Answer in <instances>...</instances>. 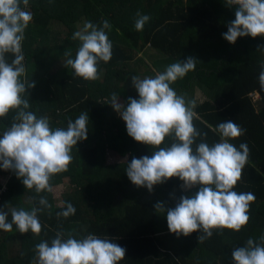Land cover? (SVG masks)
I'll use <instances>...</instances> for the list:
<instances>
[{"label": "trees", "instance_id": "16d2710c", "mask_svg": "<svg viewBox=\"0 0 264 264\" xmlns=\"http://www.w3.org/2000/svg\"><path fill=\"white\" fill-rule=\"evenodd\" d=\"M237 8L227 6L225 0H29L26 10L32 20L22 42L26 74L21 77L35 84L25 94L28 111L37 118L46 116L53 129L66 128L69 120L87 112L88 132L86 140L73 146L67 171L50 180L51 191L27 189L13 171L0 168V210L9 213L8 222L13 207H37L42 225L39 235L21 234L15 225L10 232L0 230V264H35V246L45 240L50 244L57 231L72 232L77 239L94 234L113 240L126 250L119 264H233V249L246 246L249 238L259 242L264 235V86L259 81L264 36L238 37L234 44L223 39ZM137 12L151 17L142 31L134 27ZM104 20L112 25L105 30L112 42V58L99 63L98 80L77 77L71 67H65L62 75L49 68L59 52L60 65L69 58L66 52L75 58L80 42L72 36L86 21L99 27ZM55 26L65 36L55 38ZM150 50L156 54L148 61L143 53ZM188 57L197 60L195 70L171 87L189 101L195 88L204 94L193 108V123L202 134L193 148L201 139L209 145L219 142L215 128L221 122L240 125L244 134L229 142L237 147L246 143L249 156L233 190L255 195L246 226L238 232L214 229L203 242L197 239L203 232L179 237L170 233L166 212L154 209L157 202L165 209L174 208L181 196L193 195L199 186L184 189L177 177L154 185L151 192L133 185L126 175L127 164L155 149L129 137L124 121L108 104L113 93L125 107L129 97L139 98L132 76H154ZM13 58L6 54L9 63ZM254 92L257 102L249 96ZM15 114L12 110L0 117V136ZM171 142L166 138L161 146ZM107 153L124 162L108 164ZM65 180L70 191L61 190L55 197ZM41 197L50 207L39 204ZM67 203L74 206L75 214L58 217Z\"/></svg>", "mask_w": 264, "mask_h": 264}, {"label": "clouds", "instance_id": "9594fccd", "mask_svg": "<svg viewBox=\"0 0 264 264\" xmlns=\"http://www.w3.org/2000/svg\"><path fill=\"white\" fill-rule=\"evenodd\" d=\"M28 3L29 0H0V117L12 110L16 113L11 126L0 136V168L13 171L25 188L40 193L51 191L52 177L67 171L73 159V146L87 139L89 117L87 112H82L75 120H69L66 128L53 129L46 116L37 118L28 111L30 103L25 94L27 89L35 87L34 82L21 80L26 74L22 42L32 20V13L26 10ZM225 3L238 8L235 19L222 34L224 40L234 44L238 37L264 36V0H225ZM150 19L149 15L137 12L135 29L142 31ZM111 27L108 20L99 27L86 21L73 33L72 39L78 40L80 46L74 59L70 52L65 53L69 57L65 66L71 67L75 76L86 81L100 78L99 63L112 58V42L105 31ZM9 53L14 57L10 63L6 59ZM196 63L195 58L188 57L154 76H132V87L139 98L129 97L125 107L113 93L108 104L124 121L129 137L155 149L151 155L133 157L127 164L126 175L133 185L151 192L154 185L177 177L184 189L199 186L193 195L181 196L174 208L165 209L163 203L157 202L154 209L166 212L170 233L179 237L203 232L197 238L203 242L212 236L214 229L238 232L246 226L255 195L233 190L242 178L249 156L246 143L237 147L229 142L244 134L240 125L231 120L221 122L215 128L219 142L209 145L201 139L193 148L202 135L193 123L194 104L171 85L194 71ZM259 81L264 86V65ZM166 138L172 142L161 146ZM39 204L50 207L44 197ZM40 211L37 207L30 210L13 207L8 222L9 213L0 210V230L10 232L15 225L21 234L31 231L39 235ZM74 214V206L67 203L57 216L67 218ZM35 252V264H119L126 250L113 240L94 234L77 239L72 232L57 231L50 244L41 241ZM231 257L233 264H264V235L259 242L249 238L246 246L233 249Z\"/></svg>", "mask_w": 264, "mask_h": 264}, {"label": "rangeland", "instance_id": "374dc122", "mask_svg": "<svg viewBox=\"0 0 264 264\" xmlns=\"http://www.w3.org/2000/svg\"><path fill=\"white\" fill-rule=\"evenodd\" d=\"M65 31H63V29L62 28H60V27H58V26H55L54 27V29H53V31H52V35L55 37V38H62V36H65ZM192 40V42H193V39H191ZM187 42V44L189 45V41L187 40L186 41ZM154 54H156V52L155 51H153V50H150V51H147V52H145V53H143V56L148 60V61H150V59H151V57L152 56H154ZM60 55H61V52H59L58 53V56L56 57V58H54V61H53V63L51 64V66L52 67H49L50 69L51 68H56L57 70H60L59 71V74L60 75H62V70H64V68L66 67V66H63V63L62 62H60L61 63V65L58 63V61L63 57H60ZM58 57H60V58H58ZM58 58V59H57ZM181 94H183L184 96H185V98H186V95L184 94V93H181ZM201 94V92L197 89V88H195L194 89V97H193V99H192V103H194V101H196V98L197 97H199V95ZM120 103H123V102H120ZM124 104V103H123ZM114 113H115V116H117V117H120L119 116V114L117 113V112H115L114 111ZM106 160H107V163L108 164H113V163H117V162H124V158H122V157H120V158H118V157H116L114 154H111V153H107V155H106ZM61 190L63 191V190H65L66 192H69L70 191V187H69V185H68V181L67 180H65L64 182H63V184H62V186L60 187V188H58V189H56L55 190V197H59V192H61ZM59 194V195H58ZM58 200V199H57Z\"/></svg>", "mask_w": 264, "mask_h": 264}, {"label": "crops", "instance_id": "0c3cea01", "mask_svg": "<svg viewBox=\"0 0 264 264\" xmlns=\"http://www.w3.org/2000/svg\"><path fill=\"white\" fill-rule=\"evenodd\" d=\"M256 93L254 92V93H250L249 94V96H250V98H252L253 100H254V102H257L258 101V99L257 100H255V98H254V95H255ZM190 97V98H189ZM189 99H191V98H193L194 97V93L193 94H190L189 95ZM204 97V94H202V92H201V94L199 95V97H197L196 98V101H194V106H197L199 103H200V100L202 99Z\"/></svg>", "mask_w": 264, "mask_h": 264}, {"label": "built area", "instance_id": "2783aa9c", "mask_svg": "<svg viewBox=\"0 0 264 264\" xmlns=\"http://www.w3.org/2000/svg\"><path fill=\"white\" fill-rule=\"evenodd\" d=\"M254 98H255V100H257L258 99V96L257 95H254Z\"/></svg>", "mask_w": 264, "mask_h": 264}]
</instances>
